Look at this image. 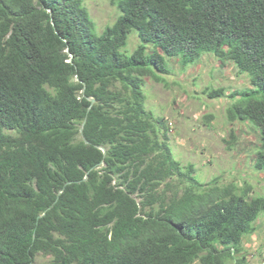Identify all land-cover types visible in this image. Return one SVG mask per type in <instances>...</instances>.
<instances>
[{
    "label": "trees",
    "instance_id": "obj_1",
    "mask_svg": "<svg viewBox=\"0 0 264 264\" xmlns=\"http://www.w3.org/2000/svg\"><path fill=\"white\" fill-rule=\"evenodd\" d=\"M115 5L98 36L84 0H0V264H246L264 193L198 181L143 88L173 61L231 63L249 88L226 121L258 133L264 172V0Z\"/></svg>",
    "mask_w": 264,
    "mask_h": 264
},
{
    "label": "rangeland",
    "instance_id": "obj_2",
    "mask_svg": "<svg viewBox=\"0 0 264 264\" xmlns=\"http://www.w3.org/2000/svg\"><path fill=\"white\" fill-rule=\"evenodd\" d=\"M84 7L98 36L119 16L115 0H84ZM138 44L137 34L132 32L124 52L130 55ZM169 71L164 85L146 78L143 90L146 109L163 118L168 127L174 158L183 166L193 165L196 178L202 183L214 178L220 185L247 183L252 187V194H263L264 172H257L252 166L258 133L249 125L229 124L225 116L231 104L229 96L249 88L247 76H239L231 63L221 67L212 56L201 57L185 70L173 61ZM210 89H223L225 96L208 99L204 93ZM205 117L212 120L207 122ZM231 133L234 140L230 138ZM244 249L246 264H264V219L244 241ZM43 261L38 256L37 263Z\"/></svg>",
    "mask_w": 264,
    "mask_h": 264
},
{
    "label": "water",
    "instance_id": "obj_3",
    "mask_svg": "<svg viewBox=\"0 0 264 264\" xmlns=\"http://www.w3.org/2000/svg\"><path fill=\"white\" fill-rule=\"evenodd\" d=\"M83 92H84V91H83ZM83 92H82V93H83ZM88 100L90 101L91 104H93V103L95 102L93 99H88ZM82 130H83V129L81 128V130H80V133H81V134H82ZM98 149H99L100 151H102V153L105 155V152H106V151H105L104 148H102V147H98Z\"/></svg>",
    "mask_w": 264,
    "mask_h": 264
}]
</instances>
